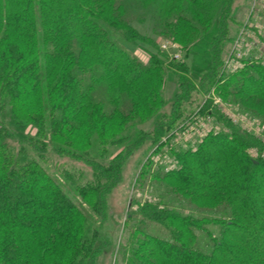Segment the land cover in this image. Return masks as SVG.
<instances>
[{
  "label": "trees",
  "instance_id": "1",
  "mask_svg": "<svg viewBox=\"0 0 264 264\" xmlns=\"http://www.w3.org/2000/svg\"><path fill=\"white\" fill-rule=\"evenodd\" d=\"M172 1L201 6L208 0ZM121 4L117 0H0V89L12 100H29L46 90L49 76L63 70L50 88L54 104L49 119L34 116L33 122L45 135L51 132L49 141L78 132L77 141H70L77 145L79 135H86L81 125L88 117L85 108L93 87L82 84L79 76L84 71L101 70L118 86L158 105L162 99L156 75L160 74V81L165 73L177 74L183 84L171 115L135 141L140 145L146 137L153 144L139 182L154 189L156 180H171L176 183L172 190L183 196L174 198L217 202L226 205L227 212L199 219L145 199L129 213L125 248L136 264H264V141L241 129V123L214 97L264 101L262 61L244 58L240 68L229 70L226 61L231 51L223 59L216 49L212 65L195 77L186 61L169 59L153 38L118 17ZM181 21L182 29L192 26L186 17ZM228 22L225 18L213 43L227 45L232 40ZM38 34L43 38L37 50ZM76 38L83 46L68 53L67 44ZM122 43L149 44L150 61L141 62ZM39 49L46 51L44 66ZM74 68L78 75L71 71ZM195 92L202 100L195 109L185 110L184 103L190 104ZM116 115V111L104 114L102 123L110 124ZM207 120L213 124L203 135ZM191 126L201 132L193 144L182 148L178 135ZM6 127L0 119V264H96L97 255L109 244L98 215L106 216L107 197L120 182L134 144H126L109 164L75 147H55L62 155L88 163L93 180L87 182L77 172L52 171L42 163L50 144L46 137L28 133L17 155L10 145L13 133ZM252 149L259 152L258 158L252 156ZM156 225L157 231L163 227L167 233L151 231Z\"/></svg>",
  "mask_w": 264,
  "mask_h": 264
},
{
  "label": "rangeland",
  "instance_id": "2",
  "mask_svg": "<svg viewBox=\"0 0 264 264\" xmlns=\"http://www.w3.org/2000/svg\"><path fill=\"white\" fill-rule=\"evenodd\" d=\"M117 1L120 4L122 3L118 17L131 21L140 34L148 36L150 39L153 38L156 47L158 46L162 52L166 53L169 59L179 62L186 61L191 74L195 77H199L212 65L216 57V49L221 50L220 57L223 59L227 58L229 51L232 53L242 29L250 21V14L260 9L261 2V0H208L201 6H191L172 0ZM182 17L190 20L192 24L190 28H180L183 22L181 21ZM225 18L229 19L228 36H232V40L228 39L227 45H224L221 41L217 44L213 43L214 38L221 35L220 28ZM256 24L259 25V29L264 24V10L262 9ZM249 33L252 42H249V47L246 49H252L250 50L253 51L251 54H258L257 52H260L259 48L264 47V32L260 33L255 41H253L254 31H249ZM42 38L38 34L37 50ZM81 42L82 40L79 38L73 39L67 44L69 48L67 52L72 53L74 50H79L83 46L80 45ZM164 43H168L176 49L175 52H180L181 56L174 58L173 54L175 52L162 48ZM122 44L131 55L138 57L141 62L148 63L150 61L151 53L148 49L152 48L149 44H144L145 46L142 43L137 46ZM89 45L86 44L85 47H89ZM8 48L10 51L11 47L8 46ZM188 48L190 49L189 54L185 55L184 51ZM39 51L44 66L46 51L40 49ZM261 61L264 65V59ZM39 62L41 63L40 59ZM231 64L233 66L230 65L229 70H236V64ZM65 66L66 63H63L62 68ZM75 70L76 68L71 71L74 75H78ZM62 71L57 70L49 76L46 80V90L44 89L42 93L29 100L24 98L12 100V95L7 91L2 92L0 89V119L1 122L5 121L6 128L13 133L14 138H12L14 140H10L12 146L10 147L16 154L23 144L22 141L27 138L28 133L35 138L43 139L46 137L48 141L52 138L51 132H47L48 134L45 135L41 131L42 128H38L34 124L33 117L38 116L40 119H49L50 114L48 113H50V108L54 104L50 88L56 83V78ZM80 77L82 78V84L88 86L92 83L93 86L85 108L88 117L83 119L85 124L81 125L85 129L86 135L85 137L79 135L80 142H77V145H72L70 141H77L78 132L71 135L73 140L69 136L53 138V141H49L50 144L46 150L48 154L44 160L47 163L44 160L42 163L48 165L52 171L67 168L77 172V174L82 175L81 179L83 181L88 182L93 180V172L90 166L87 165L88 163L84 159L74 157L71 154L62 155L54 150L55 147L58 146L68 150H73V147H75L87 156L103 160L104 164H109L119 152L125 149L126 144H134L132 147L133 153L127 156L123 164L120 182L107 197L106 216L102 218L98 215L97 222L101 224L102 231L109 238V244L97 255L96 264H136L132 254L125 248L128 239L126 222L130 211L137 210L138 205L144 203L145 199H150L154 203L159 202L167 209L171 208L172 213L184 212L197 216L199 219L227 212L226 205L217 202L205 200L192 202L189 198L188 200L186 198V201L174 198L175 196H183L172 190L176 183L171 180H156V188L154 189L144 187L139 182L140 179L138 178L141 176L142 169L144 170L143 165L148 163L146 161L147 156L151 152L153 144L146 137L140 145L136 144L135 141L139 139L141 133H152L159 121H163L171 115L174 104L179 101L183 84L182 79L177 74L173 72L165 73V77L160 81V74L156 75L158 79L157 90H159V96L162 99L159 105L144 101L132 89L118 86L114 83L115 81L105 76L101 70H87ZM150 80H152V77H150ZM214 97L227 113L234 114L235 118L242 122H240L241 129L245 128V124L248 129L244 130L249 134L253 133V135L264 141V101L262 99L244 96H231L227 99H222L218 95H214ZM201 100V94L195 92L192 94V102L190 104L184 103L183 107L185 110L192 107L195 109ZM114 111L117 112L116 118L111 120L108 125L102 123L103 115L111 114ZM15 112L19 115L17 120L14 117ZM4 114L5 116H3ZM74 120L79 121L80 119L75 118ZM48 122L47 120L46 126ZM204 123L208 127L213 124L209 120L204 121ZM199 132L201 130L187 128L184 132L179 133L178 137L181 141L178 140L177 144H181L182 148H187L188 143L193 144L196 141ZM70 146L72 148H69ZM258 155L259 152L252 149V156L258 158ZM157 160L160 159L155 158V162ZM153 165L156 167L155 163ZM144 176H147V174L145 173ZM144 178L141 177V179ZM89 209L90 207L87 211L92 214ZM158 227L159 225H156L150 227V229L158 235L167 233L166 228L163 227H160V231H157Z\"/></svg>",
  "mask_w": 264,
  "mask_h": 264
},
{
  "label": "built area",
  "instance_id": "3",
  "mask_svg": "<svg viewBox=\"0 0 264 264\" xmlns=\"http://www.w3.org/2000/svg\"><path fill=\"white\" fill-rule=\"evenodd\" d=\"M262 3H264V0H261L260 2V9L257 11H253L250 14V21L248 23H246L244 29H242L240 36L238 37V39L236 40V46H234L233 51H232V55L231 57L227 60V65L228 67L230 65H232L231 63H235L237 68H240L243 65V59L244 58H252L254 57V59H258V60H262L264 59V47L259 48L260 52H257L258 54H251L253 53V51L251 52L250 50H247L246 48H248L249 46V42H252L251 37H250V33L249 31H254V39L253 41H255L258 38V35L260 33L264 32V24L262 25L261 29H259V25L256 24V22H258L259 20V16H260V12L261 9L264 10V5H262ZM261 44H263L261 41H259ZM264 46V44H263ZM162 48L163 49H167V50H172L173 52H175L174 48H172L168 43H164L162 44ZM250 52V53H248ZM246 55V56H245ZM181 56L180 52H175L173 54L174 58H178ZM233 66V65H232ZM217 101V100H216ZM218 103V101H217ZM230 116H232V118L235 121L241 122L239 120H237V118H235L234 114L228 113ZM242 123V122H241ZM244 124V123H243ZM195 126H191V128L194 130ZM244 127L248 129V127L244 124ZM210 130V127L207 128V126H203V132L202 134L205 135L208 131Z\"/></svg>",
  "mask_w": 264,
  "mask_h": 264
}]
</instances>
